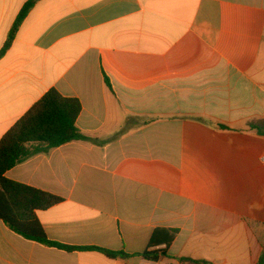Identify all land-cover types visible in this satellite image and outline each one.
<instances>
[{"label":"crops","instance_id":"obj_1","mask_svg":"<svg viewBox=\"0 0 264 264\" xmlns=\"http://www.w3.org/2000/svg\"><path fill=\"white\" fill-rule=\"evenodd\" d=\"M28 1L0 0V52ZM51 89L80 102L88 140L5 176L62 198L38 220L87 249L0 219V264L258 263L264 0H40L0 60V141ZM158 228L178 234L154 262L142 254Z\"/></svg>","mask_w":264,"mask_h":264},{"label":"trees","instance_id":"obj_2","mask_svg":"<svg viewBox=\"0 0 264 264\" xmlns=\"http://www.w3.org/2000/svg\"><path fill=\"white\" fill-rule=\"evenodd\" d=\"M40 0H29L20 11L8 39L0 52V60L11 48L16 35L31 10ZM109 86L110 82L107 80ZM82 111L77 99L63 97L56 89L48 91L1 139L0 141V219L16 234L50 248L67 252L87 248L69 247L51 241L37 217L38 211H45L61 203L62 198L42 190L11 181L6 173L28 158L47 153L74 141L88 140L78 129L76 122ZM249 128L264 136V119L249 123ZM178 231L167 228L156 229L142 256L158 262L167 256ZM164 246V248H160ZM110 256L117 253L98 249ZM189 264H211L206 261L182 259ZM257 264H264V248Z\"/></svg>","mask_w":264,"mask_h":264}]
</instances>
